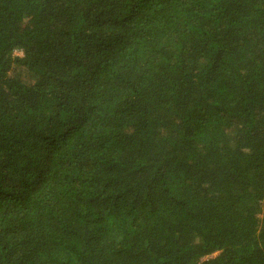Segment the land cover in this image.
Listing matches in <instances>:
<instances>
[{
  "label": "trees",
  "instance_id": "trees-1",
  "mask_svg": "<svg viewBox=\"0 0 264 264\" xmlns=\"http://www.w3.org/2000/svg\"><path fill=\"white\" fill-rule=\"evenodd\" d=\"M0 264H264V0H0Z\"/></svg>",
  "mask_w": 264,
  "mask_h": 264
},
{
  "label": "rangeland",
  "instance_id": "rangeland-1",
  "mask_svg": "<svg viewBox=\"0 0 264 264\" xmlns=\"http://www.w3.org/2000/svg\"><path fill=\"white\" fill-rule=\"evenodd\" d=\"M16 55H20V53H16Z\"/></svg>",
  "mask_w": 264,
  "mask_h": 264
}]
</instances>
